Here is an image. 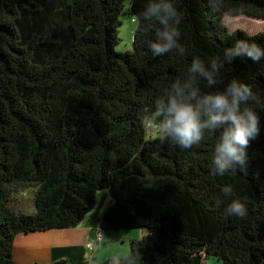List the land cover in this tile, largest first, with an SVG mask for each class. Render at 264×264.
<instances>
[{
    "label": "trees",
    "instance_id": "16d2710c",
    "mask_svg": "<svg viewBox=\"0 0 264 264\" xmlns=\"http://www.w3.org/2000/svg\"><path fill=\"white\" fill-rule=\"evenodd\" d=\"M148 0H130L132 49L120 43L125 0H0V264H15L19 234L77 226L106 190L113 202L100 228L142 229L130 239L135 264H264V109L246 171L210 172L219 132L181 149L149 137L143 117L172 83L188 78L235 39L264 45V32L230 31L225 13L264 20V0H176L183 54L153 57L155 27L141 21ZM249 83L264 97V60L226 64L216 83ZM246 202L224 215L219 187ZM34 188V213L14 211V193Z\"/></svg>",
    "mask_w": 264,
    "mask_h": 264
},
{
    "label": "clouds",
    "instance_id": "9594fccd",
    "mask_svg": "<svg viewBox=\"0 0 264 264\" xmlns=\"http://www.w3.org/2000/svg\"><path fill=\"white\" fill-rule=\"evenodd\" d=\"M140 19L155 27V38L148 43L153 57H162L174 51L184 53L180 42L179 25L181 14L176 0H148L140 12ZM254 62L264 60V45L250 38L235 39L231 46L207 61L192 59L188 78L171 84L165 95L154 101L152 110L143 117L150 128H156L163 140L181 149H191L205 139L206 133L219 132L211 157L210 172L222 177L239 166L246 171L249 160L248 146L261 132V117L251 104L264 109V97L247 82L232 79L222 89L202 91L197 79L202 78L207 86L216 83L219 71L226 64L238 59ZM225 216L243 218L247 215L246 202L233 196V186L219 187ZM135 257H113L111 264H135Z\"/></svg>",
    "mask_w": 264,
    "mask_h": 264
},
{
    "label": "crops",
    "instance_id": "0c3cea01",
    "mask_svg": "<svg viewBox=\"0 0 264 264\" xmlns=\"http://www.w3.org/2000/svg\"><path fill=\"white\" fill-rule=\"evenodd\" d=\"M96 199L94 209L75 227L17 235L13 244L15 264H101L105 258L125 257L129 253L127 248L117 252L100 249V244H105L108 239L106 230H100L101 218L113 198L103 190L97 193ZM97 232L102 234L103 241L93 252H89L85 244ZM146 233V230L136 231L125 240L129 242L130 239L140 238ZM207 260L203 264H207Z\"/></svg>",
    "mask_w": 264,
    "mask_h": 264
},
{
    "label": "rangeland",
    "instance_id": "374dc122",
    "mask_svg": "<svg viewBox=\"0 0 264 264\" xmlns=\"http://www.w3.org/2000/svg\"><path fill=\"white\" fill-rule=\"evenodd\" d=\"M129 2L130 0H125V14L120 15V19L122 25L119 27V37L120 43L115 47L117 51H127L132 49V36L133 32L136 28V22L133 21L131 15L129 13ZM224 22L229 28L230 31L234 29L240 28L245 30L249 34H253L256 32H264V20L254 18L247 15H231L225 13ZM149 137L159 136V132L156 128L148 127ZM35 189L27 188L22 189L19 192L14 193V201L11 203V207L14 211H21L25 213H34L35 207L33 203ZM142 229H112L106 230V237H108L105 244H100V249L104 250H114L121 251L123 249L129 250L130 245L126 237L135 233L136 231L140 232ZM110 259V258H109ZM104 262L108 260V258L103 259ZM207 260V259H205ZM207 264H222L221 261L216 258H209Z\"/></svg>",
    "mask_w": 264,
    "mask_h": 264
},
{
    "label": "built area",
    "instance_id": "2783aa9c",
    "mask_svg": "<svg viewBox=\"0 0 264 264\" xmlns=\"http://www.w3.org/2000/svg\"><path fill=\"white\" fill-rule=\"evenodd\" d=\"M102 236L100 233H97L96 236L93 239H90L86 243V248L88 251H92L94 246L97 245L99 242H101Z\"/></svg>",
    "mask_w": 264,
    "mask_h": 264
},
{
    "label": "bare ground",
    "instance_id": "6f19581e",
    "mask_svg": "<svg viewBox=\"0 0 264 264\" xmlns=\"http://www.w3.org/2000/svg\"><path fill=\"white\" fill-rule=\"evenodd\" d=\"M133 21L135 22V19H134V18H133ZM100 230H102V229L100 228ZM97 233H100V232H97ZM100 234H101V233H100ZM95 236H96V235H95ZM95 236H94V237H95ZM101 236H102V234H101ZM94 237H93V238H94ZM93 238H91V239H93ZM89 240H90V239H89ZM102 241H103V237H102L101 242H102ZM101 242H99L97 245H99ZM86 243H87V242H86ZM97 245H95L94 248H95ZM85 248H86V244H85ZM94 248H93V249H94ZM86 250H87V248H86ZM87 251H88V250H87ZM89 252H93V250H92V251H89Z\"/></svg>",
    "mask_w": 264,
    "mask_h": 264
},
{
    "label": "water",
    "instance_id": "95a60500",
    "mask_svg": "<svg viewBox=\"0 0 264 264\" xmlns=\"http://www.w3.org/2000/svg\"><path fill=\"white\" fill-rule=\"evenodd\" d=\"M111 261H112V258L111 259H108L106 260L105 262L101 263V264H111Z\"/></svg>",
    "mask_w": 264,
    "mask_h": 264
}]
</instances>
